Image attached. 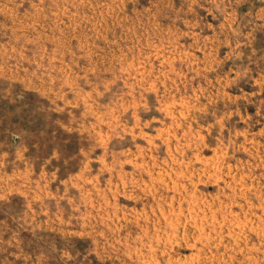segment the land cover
<instances>
[{"label": "rangeland", "instance_id": "obj_1", "mask_svg": "<svg viewBox=\"0 0 264 264\" xmlns=\"http://www.w3.org/2000/svg\"><path fill=\"white\" fill-rule=\"evenodd\" d=\"M0 264H264V0H0Z\"/></svg>", "mask_w": 264, "mask_h": 264}]
</instances>
